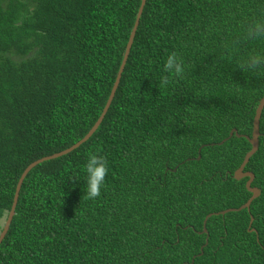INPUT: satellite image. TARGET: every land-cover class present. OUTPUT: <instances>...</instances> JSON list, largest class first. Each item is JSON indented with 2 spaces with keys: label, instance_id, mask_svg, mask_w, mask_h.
<instances>
[{
  "label": "trees",
  "instance_id": "trees-1",
  "mask_svg": "<svg viewBox=\"0 0 264 264\" xmlns=\"http://www.w3.org/2000/svg\"><path fill=\"white\" fill-rule=\"evenodd\" d=\"M141 0H0V232L32 162L81 140L114 85ZM264 0H146L111 104L92 136L23 180L0 264H264ZM175 52L186 73L159 85ZM200 149V152H199ZM108 162L86 198L89 151ZM198 156L200 158L198 159ZM253 221L249 228L250 218ZM249 230H253L252 232ZM202 254L201 247L205 244Z\"/></svg>",
  "mask_w": 264,
  "mask_h": 264
},
{
  "label": "water",
  "instance_id": "water-1",
  "mask_svg": "<svg viewBox=\"0 0 264 264\" xmlns=\"http://www.w3.org/2000/svg\"><path fill=\"white\" fill-rule=\"evenodd\" d=\"M145 3H146V0H141L140 2V6L138 8V11H137V14H136V18H135V22H134V25H133V28L131 30V33L129 35V38H128V42L126 44V47H125V51H124V54H123V58H122V61H121V64H120V67H119V70L117 72V75H116V79H115V82H114V85L111 89V92H110V95L106 101V104L103 108V111L100 115V117L98 118V120L95 122V124L93 125V127L89 130V132L81 139L79 140L77 143L73 144L71 147L59 152V153H56V154H53V155H50V156H47V157H43L41 159H38L34 162H32L30 165H28L26 167V169L23 171V173L21 174L18 182H17V185H16V188H15V192H14V196H13V201H12V205H11V208L7 214V217L4 221V224H3V227H2V230L0 232V244L1 242L3 241L5 235L7 234L8 230H9V227H10V224H11V221L13 219V216L15 214V208H16V205H17V201H18V197H19V192H20V189H21V186H22V183H23V180L25 179L26 175L35 167L37 166L38 164H41L45 161H49V160H52V159H56L58 157H61L63 155H66L70 152H72L73 150L77 149L81 144H83L84 142H86L91 136L92 134L96 131V129L99 127L101 121L103 120L110 104H111V101L114 97V94H115V91L118 87V84H119V81H120V78H121V75H122V72H123V69L125 67V64H126V61L128 59V55H129V52H130V49H131V46H132V43H133V40H134V37H135V34H136V31H137V28H138V24H139V21H140V18H141V15H142V12H143V8L145 6ZM264 108V95L263 97L259 100L258 102V105L255 109V114H254V118H253V122H252V132H251V135L250 136H247V135H239L236 131V129H233L232 131H230L229 133V136L224 139L223 141H221L219 143V145H222L225 141H227L229 138H231L233 135H235L237 138H240V137H243L245 138L248 143L250 144V150L246 153V155L244 156V159L241 163V165L239 166V168L234 172L233 174V178L237 181L239 180H242V179H247L246 183H245V187L247 189V191L249 193H251V197L247 200V202L245 204H243L242 206H240L239 208L237 209H227V210H224V211H221V212H218V213H211L209 215H207L203 221V233H205L206 235L208 234L207 233V230H206V222L207 220L212 217V216H218V215H225L227 213H230V212H238V211H241L243 209H247L249 211V208H250V205L251 203L253 202V200H255L256 198L259 197L260 195V191L258 188H255V187H252L251 184L253 183V180H254V175L253 173L251 172H247V171H244V168L245 166L247 165V163L249 162L250 158L257 152L258 150V146H259V121H260V117H261V113H262V110ZM199 152H200V149H199ZM200 158V156H198V159ZM252 217L250 218V223H249V228L251 227V224H252ZM249 231H253V230H249ZM207 245V239H206V242L205 244L203 245V247H201V253L200 255L202 254V250L203 248Z\"/></svg>",
  "mask_w": 264,
  "mask_h": 264
},
{
  "label": "clouds",
  "instance_id": "clouds-1",
  "mask_svg": "<svg viewBox=\"0 0 264 264\" xmlns=\"http://www.w3.org/2000/svg\"><path fill=\"white\" fill-rule=\"evenodd\" d=\"M246 38L253 35L257 40H264V22H257L246 30ZM264 65V55L259 53H250L242 61L241 66L249 71ZM186 66L175 52L167 54L162 61L160 68L159 85L166 88L169 83L176 77L183 78L186 73ZM82 172L85 177L86 198L95 199L100 195V191L105 183V178L109 172L107 159L98 152L89 151L87 162L82 166Z\"/></svg>",
  "mask_w": 264,
  "mask_h": 264
}]
</instances>
